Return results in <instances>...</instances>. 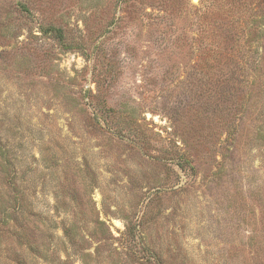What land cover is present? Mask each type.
<instances>
[{"label": "rangeland", "instance_id": "obj_1", "mask_svg": "<svg viewBox=\"0 0 264 264\" xmlns=\"http://www.w3.org/2000/svg\"><path fill=\"white\" fill-rule=\"evenodd\" d=\"M24 253L264 264V0H0V264Z\"/></svg>", "mask_w": 264, "mask_h": 264}, {"label": "trees", "instance_id": "obj_2", "mask_svg": "<svg viewBox=\"0 0 264 264\" xmlns=\"http://www.w3.org/2000/svg\"><path fill=\"white\" fill-rule=\"evenodd\" d=\"M30 214H34V213H31L30 212ZM26 253H24V255H18V256H13V257H10V259L8 260V263L9 264H23V263H27V258H26ZM16 259H18L17 260V262H16ZM5 261H6V259H5ZM5 261H4V263H5Z\"/></svg>", "mask_w": 264, "mask_h": 264}]
</instances>
